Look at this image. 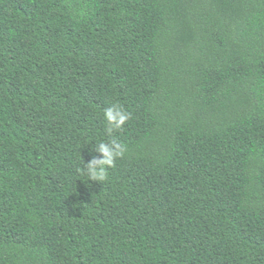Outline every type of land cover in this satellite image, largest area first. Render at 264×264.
I'll return each instance as SVG.
<instances>
[{"label": "trees", "instance_id": "obj_1", "mask_svg": "<svg viewBox=\"0 0 264 264\" xmlns=\"http://www.w3.org/2000/svg\"><path fill=\"white\" fill-rule=\"evenodd\" d=\"M0 264H264V0H0Z\"/></svg>", "mask_w": 264, "mask_h": 264}, {"label": "clouds", "instance_id": "obj_2", "mask_svg": "<svg viewBox=\"0 0 264 264\" xmlns=\"http://www.w3.org/2000/svg\"><path fill=\"white\" fill-rule=\"evenodd\" d=\"M105 123V133L109 137L107 142L100 141L94 144L92 151L95 155L84 163L81 159V167L77 171L87 177L88 181L102 183L107 180L109 169L115 167L119 159L125 157L127 147L113 133L119 132L131 120V113L125 110L120 103H112L102 113Z\"/></svg>", "mask_w": 264, "mask_h": 264}]
</instances>
